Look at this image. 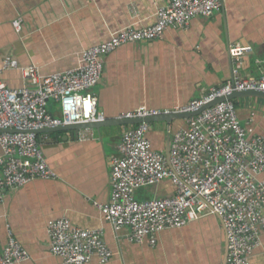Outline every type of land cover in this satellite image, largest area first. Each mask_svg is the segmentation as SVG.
Here are the masks:
<instances>
[{
    "label": "crops",
    "instance_id": "obj_1",
    "mask_svg": "<svg viewBox=\"0 0 264 264\" xmlns=\"http://www.w3.org/2000/svg\"><path fill=\"white\" fill-rule=\"evenodd\" d=\"M165 1L0 0V66L14 61L20 68L33 66L42 75L74 69L84 50L124 29L152 25ZM13 22H19V32ZM237 44L252 52L235 62L229 48ZM235 70L242 78L264 79V0H223L210 18H194L187 30L169 28L160 40L118 48L103 58L100 81L91 91L104 120L142 107L174 114L210 88L230 84ZM1 80L10 89L27 85L18 70L2 73ZM231 101L241 126L253 136H264V99L236 96ZM47 110L60 115L53 102ZM128 127L84 129L91 134L85 142L73 140L70 132L38 136L54 178L7 190L0 204L1 245L11 232L30 257L21 264H64L50 254L46 231L48 222L60 219L74 228L100 231L113 253L106 264H223L227 240L214 216L163 231L154 247L130 243L129 230L115 232L103 219L96 206L109 202V160L117 155ZM183 128L186 120L152 123L147 138L154 150L165 154L167 130ZM172 194L170 182L164 181L137 197ZM260 242L251 264H264V234ZM90 264L99 262L92 258Z\"/></svg>",
    "mask_w": 264,
    "mask_h": 264
},
{
    "label": "built area",
    "instance_id": "obj_2",
    "mask_svg": "<svg viewBox=\"0 0 264 264\" xmlns=\"http://www.w3.org/2000/svg\"><path fill=\"white\" fill-rule=\"evenodd\" d=\"M223 0H166L155 12V22L143 28H127L109 40L84 50L76 68L42 75L33 66L20 68L5 60L0 66V204L7 190H17L34 180H51L38 143L39 131L103 121L97 112L92 88L100 81L103 58L132 43L160 40L169 29L187 30L194 18H210ZM16 32L19 22H13ZM252 52L248 46L229 48L232 61ZM18 70L27 83L10 89L2 73ZM264 94V79L242 78L233 71L230 84L210 88L174 114H193L207 104L220 103L186 120V128L167 130L168 157L153 149L147 138L150 124L142 122L125 129L117 155L109 160V202L96 207L115 232L126 228L132 244L154 247L158 235L179 229L202 217L218 218L225 232L226 264H251V256L264 234V136H253L241 126L229 98L239 93ZM49 102L59 116L48 112ZM171 114L138 108L118 119L131 120ZM14 130L16 133H9ZM91 139L80 131L77 140ZM169 181L173 194L162 198L138 199L140 191ZM49 252L64 264L108 263L113 253L101 232L74 228L66 219L47 224ZM29 254L8 232L6 245L0 242V264H21Z\"/></svg>",
    "mask_w": 264,
    "mask_h": 264
},
{
    "label": "water",
    "instance_id": "obj_3",
    "mask_svg": "<svg viewBox=\"0 0 264 264\" xmlns=\"http://www.w3.org/2000/svg\"><path fill=\"white\" fill-rule=\"evenodd\" d=\"M236 96H252V97H259L264 99V94L260 93H253V92H248V93H239V94H234L232 95L229 100H232ZM224 100H217L214 101L213 103L207 104L204 106L201 110H199L196 113L193 114H167V115H161L157 117H151V118H146L143 120L139 119H131V120H124V119H112V120H103V121H97V122H91V123H81V124H73V125H68V126H63L59 127L56 129H43L38 132V134H44V133H59V132H70L72 135V139L75 140L77 139L78 132L82 131L84 129H91V130H97L99 131L101 128H109V127H116V126H137L141 124L142 122L152 124V123H166L169 124L173 121L176 120H187L190 117H194L198 115L202 110L207 109L214 104L220 103ZM9 133H16V131L11 130L8 131ZM166 152L165 156L168 157V152L170 148V138L168 137L167 139V145H166ZM227 244V242H226ZM227 252H225L226 254ZM227 256V255H226ZM223 264H226V257L224 258Z\"/></svg>",
    "mask_w": 264,
    "mask_h": 264
},
{
    "label": "rangeland",
    "instance_id": "obj_4",
    "mask_svg": "<svg viewBox=\"0 0 264 264\" xmlns=\"http://www.w3.org/2000/svg\"><path fill=\"white\" fill-rule=\"evenodd\" d=\"M141 198H143V199H144V198H147V197H141ZM147 199H148V198H147Z\"/></svg>",
    "mask_w": 264,
    "mask_h": 264
},
{
    "label": "trees",
    "instance_id": "obj_5",
    "mask_svg": "<svg viewBox=\"0 0 264 264\" xmlns=\"http://www.w3.org/2000/svg\"><path fill=\"white\" fill-rule=\"evenodd\" d=\"M138 199H142L141 197H138Z\"/></svg>",
    "mask_w": 264,
    "mask_h": 264
}]
</instances>
